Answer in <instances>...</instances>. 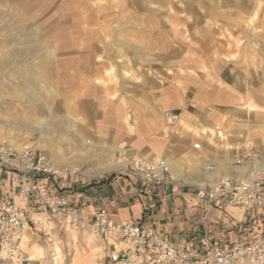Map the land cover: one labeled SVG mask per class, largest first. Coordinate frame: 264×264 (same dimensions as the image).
Instances as JSON below:
<instances>
[{
	"label": "rangeland",
	"instance_id": "374dc122",
	"mask_svg": "<svg viewBox=\"0 0 264 264\" xmlns=\"http://www.w3.org/2000/svg\"><path fill=\"white\" fill-rule=\"evenodd\" d=\"M13 5L10 0H0V143L12 144L16 149L27 145L53 162L56 148L68 156L80 149L77 143L82 136L116 146L114 140L96 137L101 132L94 128L104 122L105 112L108 117L111 114L114 124L121 119L115 113L118 109L135 106L156 89H175L185 94L187 101L202 90H211L215 65L222 54L224 62L239 63L255 57V64H264V0H19L17 10ZM28 5H36L37 10L30 11ZM254 14L253 25H247ZM32 23L39 25L41 34L34 39L38 41L35 45L28 46L24 36L33 31ZM252 27L257 31L255 38ZM74 34L76 44L71 43ZM42 56L48 59L38 60ZM42 87L56 96V105L55 112L46 117L43 146L36 147L40 131L27 128L26 135L22 131L26 129L27 114L35 116L39 105L52 106ZM255 91L258 96L264 95L260 87ZM196 102L197 96L193 104ZM248 107L258 111L251 103L245 104V110ZM194 112L197 118L183 111L190 119L179 116L173 130L194 136L206 134L203 138H208L210 144L222 145L223 133L215 127L201 129L198 110ZM15 122L19 132L13 128ZM112 134L118 132L113 130ZM12 139L18 142L13 144ZM192 142L199 144L200 138ZM221 149L227 151L229 147ZM102 151L90 148L87 159L72 164L77 163L78 172L84 173L90 167L85 161L95 159V170L101 159L117 157ZM117 154L125 159L123 168L127 167L130 158L126 152ZM170 162L176 169L171 173L177 178L183 163ZM55 165L59 171L66 167L65 163ZM123 168L110 172L107 178L120 175ZM35 235L34 244L45 249V258L43 262L30 261L31 248L21 241L26 258L22 264H106L100 241L91 243L88 238L87 246L79 237L74 246L66 233L55 232L51 236L56 244L53 247L39 233ZM0 264L9 263L0 257Z\"/></svg>",
	"mask_w": 264,
	"mask_h": 264
},
{
	"label": "crops",
	"instance_id": "0c3cea01",
	"mask_svg": "<svg viewBox=\"0 0 264 264\" xmlns=\"http://www.w3.org/2000/svg\"><path fill=\"white\" fill-rule=\"evenodd\" d=\"M223 58L222 54L215 65L216 72L210 82L214 86L193 95L191 101L175 89L171 92L156 89L135 106L118 109L115 113L120 114V122L113 124L111 114L108 117L105 112L104 122L97 126L98 129L94 128L101 132L96 137L109 142L114 140L116 146L126 152L127 159L138 156L183 163L182 173L177 174L175 181L154 187L127 175L126 167L120 175L107 178L110 172L99 174L94 170L95 159L85 161L90 167L84 173L62 167L57 176L58 184L65 189L71 202L79 206L83 218L89 219L97 209L104 208L113 221H140L157 231L166 229L167 239L174 246L198 238L204 227H210L213 236L225 245H230L243 229L264 230V220L253 223L254 217L261 212L260 208L245 210L241 214L230 207L219 209L217 205L207 210L196 198L198 190L224 177L246 178L254 173L264 176V95L258 96L255 91L260 87L264 92L260 85L264 84V64H253L250 57L239 63L224 62ZM195 96L197 102L193 104ZM247 103L255 105L259 114L250 112L249 107L245 110ZM194 110H198L201 129L215 127L223 133L222 141L225 142L222 145L210 144L208 138H203L206 134L194 136L184 130L174 131L177 121H166L162 117L163 112L180 116L184 111L197 118ZM124 116L128 117L132 132L124 122ZM163 129L168 132L164 133ZM113 130L118 134L113 135ZM197 138H200V150L193 148L198 143L192 140ZM222 146L229 149H221ZM235 159L240 160L239 165L234 164ZM75 166L79 167L77 163ZM208 167L210 170H206ZM17 185L16 177L0 165V199L15 195ZM16 203L21 206L20 201L16 200ZM28 232L33 237L38 233ZM79 237L88 246L89 237L85 232L67 235L74 246ZM34 242L27 246L32 248ZM101 243L105 256L106 247L104 242Z\"/></svg>",
	"mask_w": 264,
	"mask_h": 264
},
{
	"label": "built area",
	"instance_id": "2783aa9c",
	"mask_svg": "<svg viewBox=\"0 0 264 264\" xmlns=\"http://www.w3.org/2000/svg\"><path fill=\"white\" fill-rule=\"evenodd\" d=\"M162 117L176 122L179 116L163 112ZM193 148L200 150V144ZM234 164L239 165L240 160L235 159ZM0 165L16 177L18 184L15 195L0 199V255L5 262L26 261L20 248L25 231L38 232L52 246V233L87 231L95 241L104 242L106 264H264L261 228L243 229L230 245H225L213 236L210 227H204L198 238L174 246L167 239L166 229L157 231L140 221H113L104 208L97 209L89 219L83 218L79 206L59 186L54 162L38 150L0 143ZM125 173L154 187L175 181L165 159L130 158ZM196 198L207 210L217 205L241 214L260 208L253 223L264 220V176L260 173L221 178L198 190Z\"/></svg>",
	"mask_w": 264,
	"mask_h": 264
},
{
	"label": "bare ground",
	"instance_id": "6f19581e",
	"mask_svg": "<svg viewBox=\"0 0 264 264\" xmlns=\"http://www.w3.org/2000/svg\"><path fill=\"white\" fill-rule=\"evenodd\" d=\"M14 5H13V8L15 10L19 9V0H10ZM30 3V2H29ZM27 6V5H25ZM28 9L30 11H34L36 9V5L35 6H32V5H28ZM37 10V9H36ZM74 10V9H73ZM72 10V11H73ZM76 10V9H75ZM79 12V11H78ZM25 13H27V9L25 10ZM84 15V14H82ZM25 16H28V15H25ZM66 16V15H65ZM69 17V16H68ZM71 17V16H70ZM254 20H255V14L252 15V17L250 18L249 22L247 23V25H253L254 23ZM49 21V20H48ZM74 22V21H73ZM32 29L33 31H28V34H26V36H24V40L25 41V44L26 45H35L36 42L38 41H35L34 42V39L37 38L38 36H40V28H39V25H37L36 23H32ZM54 26V25H53ZM14 28V27H13ZM255 28V27H254ZM253 27L251 28V33L253 35V37L255 38L256 37V29H254ZM15 29V28H14ZM60 30V29H59ZM245 30V29H244ZM106 31V29H105ZM64 35V33H63ZM230 35V34H229ZM87 37V36H86ZM231 37V36H230ZM229 37V38H230ZM232 38V37H231ZM248 38V37H247ZM37 40V39H35ZM233 40V39H232ZM247 40H250V37L249 39ZM44 43V42H43ZM71 43L73 44H76V36L74 34V36L72 37V41ZM237 43V42H236ZM68 45L66 43H62V46L63 45ZM238 44V43H237ZM255 45V44H254ZM107 46V44H106ZM237 46V45H236ZM16 47V46H15ZM233 47V46H232ZM78 48V47H77ZM39 57V56H38ZM241 58V57H240ZM48 57L47 56H42L40 59L38 60H47ZM51 60V59H50ZM49 61V60H48ZM255 61V57H250V62L251 63H254ZM35 64V63H33ZM36 67V66H35ZM35 69V68H34ZM38 71H39V75L40 77H43V73L42 71L40 70V68H36ZM26 72V71H25ZM264 75V74H263ZM39 77V76H37ZM264 77V76H263ZM48 78V77H47ZM6 79V78H5ZM36 79V78H35ZM34 81V80H33ZM25 83V82H24ZM18 85V84H17ZM49 86V85H48ZM31 87V86H30ZM43 88V87H42ZM43 93H45L48 98H50V104L52 106H48V105H39L37 106V114L35 116H32V115H26L25 116V123H26V129H24V131H22L23 133L26 132L27 133V128H30L31 130H39L40 131V135H39V140L37 142V146L36 147H42L43 146V143H44V139H45V136L47 135V131H43L45 130L47 127H48V123H47V119L46 117L49 115V113L51 112H55V107L54 105L55 104V98L56 96H52V94L50 93L49 89H46V88H43L42 89ZM17 99V98H16ZM48 106V107H47ZM48 111V112H47ZM249 111L250 112H256V113H259V111H257L255 109V107H249ZM48 114V115H47ZM192 117V116H191ZM180 118L182 120H189V116H187L185 113L182 112V114L180 115ZM193 118V117H192ZM74 119V118H73ZM124 122L126 124H128V117L124 118ZM185 122V121H184ZM15 126L13 127L16 131L15 132H19L20 130L17 129L19 128L17 125V123L15 122ZM51 127V126H50ZM75 127V123L71 125L70 129L73 130ZM11 128V127H10ZM12 128V129H13ZM53 128V127H52ZM186 128V127H185ZM128 130L130 132H132V127L130 125H128ZM56 131V130H55ZM59 131V130H58ZM31 132V131H30ZM25 134V133H24ZM22 134V135H24ZM30 134V133H29ZM53 134V133H52ZM58 134V132H57ZM26 135V134H25ZM49 135V134H48ZM102 140V139H101ZM11 142L14 144H16L18 142V139H12ZM78 144V145H77ZM76 145L80 148V149H75L73 150L70 155L67 156V154L64 152V151H61L59 148L57 149L56 148V151L55 152H52V156H53V159H54V166H55V170H56V173L59 174L60 171L59 169L57 170L56 169V165L55 163H65L66 164V167H70L71 169H76V166L72 164V162H76L77 159L78 160H82V159H87V151L91 149H94V148H100L101 150H103L102 152H107L109 153L110 155H112L113 153L117 154V153H122L124 151H122L121 149H118V147H116L115 145H110V144H107L105 142H100V141H95V140H90V139H87L85 137H81V140L80 142H78ZM72 146V145H70ZM76 146V147H77ZM56 147V146H55ZM19 148V147H18ZM22 148V146H21ZM20 148V149H21ZM54 149V148H53ZM66 150V149H65ZM51 155V154H50ZM93 157V156H92ZM167 161V160H166ZM168 164L171 166V169H170V173H171V170H173L174 168V164L173 163H169V160L167 161ZM96 163V162H95ZM99 165V166H98ZM97 165V168H95V170H97V172L99 174H104V173H108V172H112V171H116V170H120L124 167L125 165V159L121 156H117L115 159H112V158H108V157H105L103 159H101L99 161V164ZM260 165V164H259ZM64 166V165H63ZM61 167V166H60ZM175 169V168H174ZM176 170V169H175ZM172 174V173H171ZM173 176V174H172ZM174 177V176H173ZM175 178V177H174ZM19 201V200H18ZM18 204V203H17ZM22 206V205H21ZM67 235H70V234H78L76 232H72V231H67L66 232ZM23 238H22V242H26L27 244L28 243H32L34 242L36 239L32 236V234L28 231H25L23 233ZM90 239V242L91 243H95V240L91 237H89ZM21 246V244H20ZM56 246V244L54 243L53 244V247ZM21 248V247H20ZM1 257V255H0ZM2 258V257H1ZM45 258V249L44 248H39V247H36V245H33L32 248H31V251H30V257H29V260L30 261H41L43 262ZM53 260L54 261H57L58 258L56 257H53ZM5 262V261H4ZM11 264V263H9ZM14 264H18V263H14Z\"/></svg>",
	"mask_w": 264,
	"mask_h": 264
}]
</instances>
